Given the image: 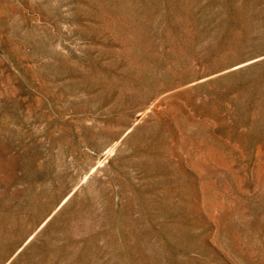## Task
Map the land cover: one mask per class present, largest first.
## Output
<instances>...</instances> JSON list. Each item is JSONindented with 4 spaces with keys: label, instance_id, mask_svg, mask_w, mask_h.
Here are the masks:
<instances>
[{
    "label": "rangeland",
    "instance_id": "rangeland-1",
    "mask_svg": "<svg viewBox=\"0 0 264 264\" xmlns=\"http://www.w3.org/2000/svg\"><path fill=\"white\" fill-rule=\"evenodd\" d=\"M0 264H264V0H0Z\"/></svg>",
    "mask_w": 264,
    "mask_h": 264
}]
</instances>
